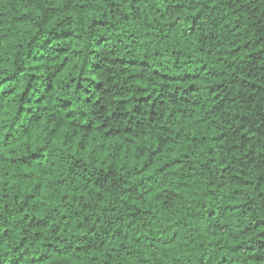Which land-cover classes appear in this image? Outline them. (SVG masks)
<instances>
[{
  "label": "clouds",
  "instance_id": "obj_1",
  "mask_svg": "<svg viewBox=\"0 0 264 264\" xmlns=\"http://www.w3.org/2000/svg\"><path fill=\"white\" fill-rule=\"evenodd\" d=\"M0 264H264V0H0Z\"/></svg>",
  "mask_w": 264,
  "mask_h": 264
}]
</instances>
